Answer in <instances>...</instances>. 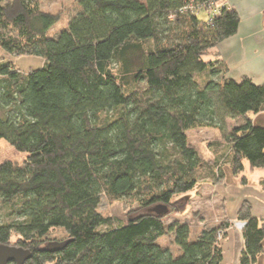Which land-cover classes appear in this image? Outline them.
I'll use <instances>...</instances> for the list:
<instances>
[{"label": "trees", "instance_id": "1", "mask_svg": "<svg viewBox=\"0 0 264 264\" xmlns=\"http://www.w3.org/2000/svg\"><path fill=\"white\" fill-rule=\"evenodd\" d=\"M218 1L76 0L50 38L60 14L38 0H0V50L43 60L27 75L0 63V245L28 250L26 264H224L228 221L199 233L165 224L185 212L182 196L221 182L223 165L235 177L245 161L264 169V127L249 118L264 111V85L226 79L224 64L204 61L238 29ZM236 117L244 122L224 137L223 162H204L187 133H223ZM103 196L132 199L137 215L114 227L98 211ZM236 221L245 224L240 264H258L263 221L248 202ZM56 230L65 238L49 242ZM167 236L176 254L158 245Z\"/></svg>", "mask_w": 264, "mask_h": 264}, {"label": "crops", "instance_id": "2", "mask_svg": "<svg viewBox=\"0 0 264 264\" xmlns=\"http://www.w3.org/2000/svg\"><path fill=\"white\" fill-rule=\"evenodd\" d=\"M218 4L234 10L238 15L239 24L236 34L215 48L212 61L225 65L226 79L240 82L247 78L257 86L264 85V0H219ZM249 118L253 125L264 127V111L249 115ZM209 156L212 164L219 154L214 158L211 154ZM245 162L240 177H235L229 166L223 165L221 182L212 183L206 180L207 183L202 184V190L208 195L200 201L202 205L196 210L200 213L199 220H202L200 227L224 218L235 220L243 202H248L252 216L264 223V190L260 186V182L264 180V169L252 170ZM243 178L246 181L244 184L241 182ZM212 194H215V197ZM211 203L214 204L213 211H207V205ZM225 247L224 263L229 264L231 260L232 264H240V255L244 248L242 234L234 231ZM231 253L233 257H230ZM261 259H264V254Z\"/></svg>", "mask_w": 264, "mask_h": 264}, {"label": "rangeland", "instance_id": "3", "mask_svg": "<svg viewBox=\"0 0 264 264\" xmlns=\"http://www.w3.org/2000/svg\"><path fill=\"white\" fill-rule=\"evenodd\" d=\"M40 9L44 12L51 13V14H60L61 20L58 24H56L49 32V37L54 38L58 33H60L62 30L67 28L69 20L77 13V7H76V0H38ZM217 5L218 4L217 2ZM198 18L200 20H205L206 16L204 13H200L198 15ZM205 62L212 61V56L205 57ZM3 62H11L14 67L19 70V72L23 75H27L32 70H38L43 65V60L41 58L37 57H17L7 54L6 52L0 50V63ZM114 69H116L118 66L116 64L113 65ZM208 73V72H206ZM200 81V83L205 82L208 80L209 75L208 74H196L195 78ZM219 77H216V79ZM218 80V79H217ZM244 122L242 118H234V119H227L224 122V132H220L213 128H203L199 130L189 131L187 133L189 143L193 146V148L197 151L199 157L204 161L211 165V162L209 161L210 154L212 155V158L216 157L218 154H220L225 151L224 149L227 147V141H225L224 137L231 132V130L241 125ZM10 159L17 160V158L14 156V153L11 151H7ZM218 156V157H219ZM218 159V158H217ZM218 162H223L222 159L216 160ZM248 164L247 162H245ZM244 165V163H243ZM237 177H240L237 176ZM240 179V178H239ZM214 183L213 181H211ZM209 182V183H211ZM242 182V181H241ZM207 182L200 183L199 187L196 188L193 193L186 194L179 199L180 201L186 203V209L185 212L182 214L172 212L165 218V224H170L172 222H184L188 223L193 230H195L196 233H198L202 227H200L202 224L199 220L200 213L199 211H196L198 207H200V201H203L204 198L207 197L208 193L204 192L202 190V184ZM211 183V184H212ZM202 187V188H201ZM200 189V190H199ZM200 192V193H199ZM214 195V196H213ZM213 197H215V194H212ZM181 202V203H182ZM208 209L207 211H213L212 207L214 204L207 205ZM209 206H211L209 208ZM204 208V207H203ZM135 210H137V204L132 199H121L119 201L111 202L109 201L105 196L102 197L101 204L99 206V213L105 217V218H111L113 219V226L118 227L122 224H126L128 221V218L130 215L135 216ZM135 211V212H134ZM134 212V213H133ZM205 213H208L205 211ZM213 214V213H210ZM209 214V215H210ZM214 216V214H213ZM215 217V216H214ZM222 221H228L230 223V228L227 230V237L225 239H221V245L224 249V253L226 250V244L230 237H232L233 232H242V229L244 227V223L238 222L235 220L230 221L226 218L223 220L218 221H212L211 224H218ZM106 227H102L101 230H106ZM203 229V228H202ZM242 234V233H241ZM193 237V234L191 235V238ZM65 238V235L62 231L56 230L53 231L49 236V242L54 241H62ZM15 239H12V242H14ZM158 245L161 247H169L174 254H176V247L172 243V236H167L158 241ZM227 253V252H226ZM230 257H233V254L231 253ZM230 263L232 264L231 260ZM229 263V264H230ZM228 264V263H224ZM258 264H264V259L260 258L258 259Z\"/></svg>", "mask_w": 264, "mask_h": 264}, {"label": "water", "instance_id": "4", "mask_svg": "<svg viewBox=\"0 0 264 264\" xmlns=\"http://www.w3.org/2000/svg\"><path fill=\"white\" fill-rule=\"evenodd\" d=\"M32 258L28 250L0 245V264H26Z\"/></svg>", "mask_w": 264, "mask_h": 264}, {"label": "built area", "instance_id": "5", "mask_svg": "<svg viewBox=\"0 0 264 264\" xmlns=\"http://www.w3.org/2000/svg\"><path fill=\"white\" fill-rule=\"evenodd\" d=\"M217 13H214V15H216Z\"/></svg>", "mask_w": 264, "mask_h": 264}]
</instances>
